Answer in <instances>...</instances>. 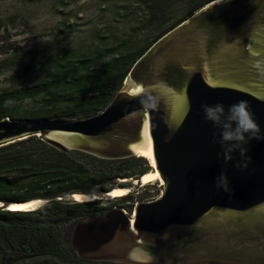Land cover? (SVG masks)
<instances>
[{
	"label": "water",
	"instance_id": "obj_1",
	"mask_svg": "<svg viewBox=\"0 0 264 264\" xmlns=\"http://www.w3.org/2000/svg\"><path fill=\"white\" fill-rule=\"evenodd\" d=\"M258 60H264V0H213L148 47L102 112L1 119L0 147L37 137L66 154L108 162L151 152L162 194L136 204L133 215L118 207L78 219L66 241L81 261L133 264L128 253L142 247L152 264H264V75L252 67ZM160 83L163 89L151 88ZM141 85L155 108L135 95ZM241 100L259 138L241 145L243 155L230 150L226 161L221 128L205 119L203 106L222 104L227 113ZM221 175L227 191L216 186ZM112 190L101 194L108 198ZM76 195L101 200L68 199L83 202ZM29 202L35 206L28 211L45 203Z\"/></svg>",
	"mask_w": 264,
	"mask_h": 264
},
{
	"label": "trees",
	"instance_id": "obj_2",
	"mask_svg": "<svg viewBox=\"0 0 264 264\" xmlns=\"http://www.w3.org/2000/svg\"><path fill=\"white\" fill-rule=\"evenodd\" d=\"M166 1L141 0V5L147 7L152 18ZM211 1L188 0L181 21L165 29L156 24V35L145 45L130 46L121 52L118 47L113 50L116 55L104 65L97 63L95 69L82 70L84 61L66 63L63 55L55 57L42 81L0 92V120L38 121L97 115L108 105L130 67L148 47ZM97 60L101 62L102 54ZM144 160L131 158L108 162L79 152L66 154L37 137L0 147V264H23L35 260H42L44 264H105L79 260L66 236L78 219L101 217L107 208L97 206L101 200L73 202L68 196L91 194L90 189H97L99 193L115 189L108 187L107 181L139 180L150 169L144 165ZM119 187L126 189L129 185L120 182L116 188ZM35 200L45 203L31 211L8 209L12 204ZM111 201L118 202L110 208L119 205L127 209L133 205V196Z\"/></svg>",
	"mask_w": 264,
	"mask_h": 264
},
{
	"label": "rangeland",
	"instance_id": "obj_3",
	"mask_svg": "<svg viewBox=\"0 0 264 264\" xmlns=\"http://www.w3.org/2000/svg\"><path fill=\"white\" fill-rule=\"evenodd\" d=\"M187 3L167 0L150 18L141 0H0V92L42 81L57 56L63 55L66 63L84 61L82 70L95 69L97 63L104 65L117 54L116 48L121 52L149 42L157 33L156 24L165 29L181 21ZM164 9L166 13L161 12ZM144 163L149 172L153 170L148 160ZM120 182L129 185L126 196H133L131 208L120 206L127 214L133 215L135 205L146 197L144 202H151L162 194L159 181L144 186L139 180L116 179L105 184L116 188ZM148 190L150 196H145ZM90 191L101 199L97 203L100 208L109 209L118 202L103 197L97 189Z\"/></svg>",
	"mask_w": 264,
	"mask_h": 264
},
{
	"label": "clouds",
	"instance_id": "obj_4",
	"mask_svg": "<svg viewBox=\"0 0 264 264\" xmlns=\"http://www.w3.org/2000/svg\"><path fill=\"white\" fill-rule=\"evenodd\" d=\"M253 55H259V53H253ZM261 75H264V60H258L252 64ZM153 90L163 89V83L151 86ZM135 95L137 97L143 95L145 97L142 100V105L146 108H155L156 102L154 98L148 94V90L144 86H138ZM205 119L211 121L214 125L221 128V141L225 146V160L231 159L228 152L230 150L239 149L243 155L245 149L241 147L242 144L247 142L250 138H259L258 133L260 128L253 119L252 113L249 111V105L247 101H239L236 104L229 106L227 113L222 104H216L215 106H203ZM140 181V179H139ZM217 187H223L227 191V179L221 175L220 182L217 183ZM128 258L133 264H152L154 257L146 249L133 248L128 253Z\"/></svg>",
	"mask_w": 264,
	"mask_h": 264
},
{
	"label": "bare ground",
	"instance_id": "obj_5",
	"mask_svg": "<svg viewBox=\"0 0 264 264\" xmlns=\"http://www.w3.org/2000/svg\"><path fill=\"white\" fill-rule=\"evenodd\" d=\"M139 156L141 158H144L146 160H148L150 162L151 168L153 169L152 171L148 172L147 174H145L144 176H142L140 178V181L143 185H147V184H153L156 183L157 181H160L157 172L154 170V163L152 160V156H151V152L147 151V152H142L141 154H139ZM129 193V191L127 189H119V188H115L114 190L110 191L107 195L108 199L113 200L115 198H119V197H123L126 196ZM76 200L79 201H92L94 199H90L88 196L86 195H76ZM35 206V203L29 202L26 204H12L10 206H8L9 210H20V211H28L30 209H32Z\"/></svg>",
	"mask_w": 264,
	"mask_h": 264
},
{
	"label": "flooded vegetation",
	"instance_id": "obj_6",
	"mask_svg": "<svg viewBox=\"0 0 264 264\" xmlns=\"http://www.w3.org/2000/svg\"><path fill=\"white\" fill-rule=\"evenodd\" d=\"M144 186H146V185H144ZM140 188H141V190H143L144 191V187L143 186H140ZM126 189H128V188H126ZM146 193L144 194L145 196H150V191L148 190V191H145ZM144 200H147V198L146 199H143V200H141L140 202H144ZM146 202H150V201H146ZM126 204H128V203H126ZM119 206V205H118ZM115 207V206H114ZM114 207H111V208H107L106 210H105V212L106 211H108V210H110V209H113ZM120 207V206H119ZM116 208V207H115ZM104 212V213H105ZM102 217V216H101Z\"/></svg>",
	"mask_w": 264,
	"mask_h": 264
},
{
	"label": "built area",
	"instance_id": "obj_7",
	"mask_svg": "<svg viewBox=\"0 0 264 264\" xmlns=\"http://www.w3.org/2000/svg\"><path fill=\"white\" fill-rule=\"evenodd\" d=\"M153 201V200H152Z\"/></svg>",
	"mask_w": 264,
	"mask_h": 264
}]
</instances>
